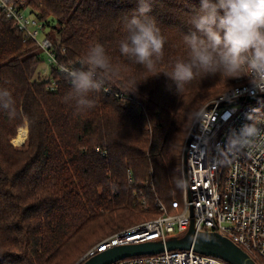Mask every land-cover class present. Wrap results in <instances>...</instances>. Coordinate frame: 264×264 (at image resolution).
Listing matches in <instances>:
<instances>
[{
  "label": "trees",
  "instance_id": "16d2710c",
  "mask_svg": "<svg viewBox=\"0 0 264 264\" xmlns=\"http://www.w3.org/2000/svg\"><path fill=\"white\" fill-rule=\"evenodd\" d=\"M14 1L38 19L58 66L42 74L46 56L0 7V88L16 108L15 116L0 110V264H75L102 239L160 216L159 202L175 211L183 142L200 109L237 78L198 77L179 92L164 74L187 59L183 37L201 0H150L147 15L166 37L155 72L120 51L137 0ZM96 44L116 75L99 72L95 106L77 112L65 101L72 86L60 68H82Z\"/></svg>",
  "mask_w": 264,
  "mask_h": 264
},
{
  "label": "built area",
  "instance_id": "2783aa9c",
  "mask_svg": "<svg viewBox=\"0 0 264 264\" xmlns=\"http://www.w3.org/2000/svg\"><path fill=\"white\" fill-rule=\"evenodd\" d=\"M0 7L14 27L40 47L47 60L44 73L49 72L51 66L57 68L53 43L40 34L38 19L19 9L14 0H0ZM39 34L41 39H38ZM64 69L60 68V72ZM56 85L52 80L50 89L55 90ZM104 91L106 94L112 92L110 89ZM251 97L256 99L249 100ZM121 98L124 96L116 95L117 100ZM250 114L264 115V93L256 91L248 77H240L232 87L204 105L196 117L199 121L192 134L194 123L191 126L181 152L183 197L171 203L175 211L169 213L159 202L160 216L102 239L89 250L87 257L119 245L165 242L176 231L188 230L193 222L196 233L217 232L229 238L256 263L259 260L264 264V144H258L251 153L247 150L230 152L223 148L232 130L238 131L243 125L252 123L247 119ZM110 264L228 263L188 249L165 250Z\"/></svg>",
  "mask_w": 264,
  "mask_h": 264
},
{
  "label": "clouds",
  "instance_id": "9594fccd",
  "mask_svg": "<svg viewBox=\"0 0 264 264\" xmlns=\"http://www.w3.org/2000/svg\"><path fill=\"white\" fill-rule=\"evenodd\" d=\"M137 3L138 14L127 21L128 35L121 41L120 51L155 72L164 56L166 37L155 19L147 15L151 11L150 0H137ZM188 24L190 31L183 37L187 59L177 60L171 73H164L175 82L179 92L198 77L219 73L224 81L248 77L253 88L264 93V0H201ZM81 63L80 69H64L72 86L65 101L74 102L77 112L95 106L90 93L99 92L103 86L99 72L116 75L110 57L100 44L90 47ZM0 110L16 115L15 101L6 88H0ZM247 119L252 123L238 131L232 130L224 150L251 153L258 144H264V127H261L264 115L250 114Z\"/></svg>",
  "mask_w": 264,
  "mask_h": 264
},
{
  "label": "water",
  "instance_id": "95a60500",
  "mask_svg": "<svg viewBox=\"0 0 264 264\" xmlns=\"http://www.w3.org/2000/svg\"><path fill=\"white\" fill-rule=\"evenodd\" d=\"M249 100L256 97L248 98ZM199 117L193 124L192 132ZM190 134V135H191ZM188 144V142H187ZM186 144V146H187ZM217 257L228 264H257L244 250L229 238L217 232H195L191 222L187 233L182 237H170L164 241H149L136 244L119 245L81 259L76 264H110L114 261L142 255L161 253L165 250H188Z\"/></svg>",
  "mask_w": 264,
  "mask_h": 264
},
{
  "label": "rangeland",
  "instance_id": "374dc122",
  "mask_svg": "<svg viewBox=\"0 0 264 264\" xmlns=\"http://www.w3.org/2000/svg\"><path fill=\"white\" fill-rule=\"evenodd\" d=\"M38 39H41L40 34L38 35ZM44 56H45V55H44ZM45 68H46V65H45L44 68H43L42 74H44V69H45ZM52 91H54V90H52ZM219 95H220V94H219ZM219 95H218V96H219ZM216 97H217V96H216ZM216 97H215V98H216ZM213 99H214V98H213ZM207 103H208V102H207ZM203 107H204V106H203ZM203 107H202V108H203ZM202 108H201V109H202ZM201 109H200V111H201ZM200 111H199V112H200ZM199 112H198V114H199ZM198 114H197V115H198ZM196 117H197V116H196ZM195 119H196V118H195ZM195 119H194V121H195ZM194 121H193V123H194ZM193 123H192V124H193ZM191 126H192V125H191ZM190 129H191V127H190ZM189 131H190V130H189ZM188 133H189V132H188ZM187 135H188V134H187ZM16 136H17V135H16ZM186 137H187V136H186ZM15 138H16V137H15ZM185 140H186V138H185ZM185 140H184V142H183V145H184V143H185ZM25 141H26V140H25ZM25 141H24V142H25ZM24 142H23V143H24ZM23 143H21V144H23ZM21 144H18V146H20ZM183 145H182V148H183ZM181 152H182V149H181ZM181 174H182V173H181ZM182 197H183V196H182V190H181V194H180V196H179L180 201L182 200ZM186 233H187V230L184 231V232L176 231V232L173 234V237H182V236H185ZM97 244H98V243H97ZM97 244H95V245H97ZM95 245H94V246H95ZM94 246H93V247H94ZM93 247H92V248H93ZM92 248H91V249H92ZM85 255H86V254H85ZM85 257H86V256L82 257V259L85 258ZM79 261H80V260H79ZM79 261H78V262H79ZM75 264H76V263H75Z\"/></svg>",
  "mask_w": 264,
  "mask_h": 264
},
{
  "label": "bare ground",
  "instance_id": "6f19581e",
  "mask_svg": "<svg viewBox=\"0 0 264 264\" xmlns=\"http://www.w3.org/2000/svg\"><path fill=\"white\" fill-rule=\"evenodd\" d=\"M27 134H28V131H27V126H24L22 128H19L18 129V132H17V136L16 138L14 139V142L16 144H21L25 141V139L27 138Z\"/></svg>",
  "mask_w": 264,
  "mask_h": 264
},
{
  "label": "crops",
  "instance_id": "0c3cea01",
  "mask_svg": "<svg viewBox=\"0 0 264 264\" xmlns=\"http://www.w3.org/2000/svg\"><path fill=\"white\" fill-rule=\"evenodd\" d=\"M25 126H27V125H25ZM23 127H24V126H23ZM21 128H22V127H21ZM17 132H18V131H17ZM27 136H28V134H27ZM26 139H27V138H26ZM26 139H25V140H26ZM14 143H15V142H14ZM15 144H16V143H15ZM16 145L18 146V144H16ZM21 145H22V144H21ZM181 173H182V170H181Z\"/></svg>",
  "mask_w": 264,
  "mask_h": 264
}]
</instances>
